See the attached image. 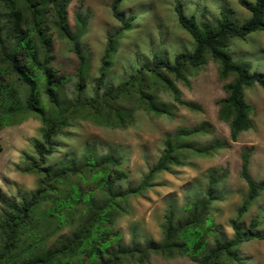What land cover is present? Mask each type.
Masks as SVG:
<instances>
[{
    "label": "trees",
    "instance_id": "1",
    "mask_svg": "<svg viewBox=\"0 0 264 264\" xmlns=\"http://www.w3.org/2000/svg\"><path fill=\"white\" fill-rule=\"evenodd\" d=\"M123 0H112L111 11L120 20L118 7ZM70 0H0V129L18 124V117L35 115L42 126L41 140L33 144L34 156H26L24 173L39 176L37 188L17 199L0 191V264H76L86 258L90 264H120L129 260L145 264L151 254L165 258L188 256L197 264H241L237 247L250 240H263L252 219L244 228L239 217L247 213L264 191V181L249 175L250 151L240 153V177L247 192L232 222L233 236L226 240L214 224L210 206L222 201L217 185L225 174L208 177L203 195L188 202L179 213L171 204L161 223L162 238L140 245L131 238L128 246L120 244V235L112 230L115 219L125 213L126 198L139 195L153 175L170 166H180L190 156L209 157L224 147L218 140L198 144L195 138L210 135L207 123L192 128H178L165 142L156 165L136 188L119 191L114 183L127 175L109 167L120 165V158L100 155L94 146L86 145L80 160L73 158L48 163L58 147L56 137L77 119L112 128H124L132 121V112L122 106L133 94L145 110L156 116L174 117V106L159 102L151 91L159 83L174 102L196 111V104L181 100L175 80L186 82V74L196 70L207 57L220 65L221 80H232L224 86L226 97L219 101L218 120L228 123L230 140L252 126L250 109L244 100L246 87L259 85L264 91V74L250 72L244 63L232 60L230 40L245 39L250 33H264V0L244 3L250 17L239 24L222 11L214 24H199L175 7L177 21L193 41L190 51L180 52L170 62L154 53L149 64L116 86H105V75L111 66L120 31L108 37L101 59L99 77L87 89L89 61L81 46L87 21L79 12L70 27ZM123 30L129 28L124 21ZM52 32L69 44L77 60L73 94L65 93L68 76L53 66ZM112 175V176H111ZM83 182L72 183L71 178ZM93 184L96 189H92ZM98 191V196L94 191ZM79 205V206H78ZM68 227V232H63ZM221 235L209 244V236Z\"/></svg>",
    "mask_w": 264,
    "mask_h": 264
},
{
    "label": "rangeland",
    "instance_id": "2",
    "mask_svg": "<svg viewBox=\"0 0 264 264\" xmlns=\"http://www.w3.org/2000/svg\"><path fill=\"white\" fill-rule=\"evenodd\" d=\"M111 1L70 0L68 6L71 28H74L75 12L87 21L81 46L89 61V91L99 77L106 41L115 32L120 31V37L105 75V86H116L126 80L140 66L149 64L154 53L172 62L178 53L192 49L191 37L177 21L176 6L199 24H214L222 11L241 24L250 17L244 3L255 0H123L118 7L120 20L112 15ZM124 21L129 22L126 30H123ZM52 37V66L68 76L64 90L71 97L77 60L66 40L60 39L55 32H52ZM228 50L234 62L246 64L251 73L264 74L263 32L256 31L245 39L230 40ZM219 71V63L207 57L204 65L186 74V82L170 77L180 91L181 100L196 104V111L174 102L172 95L155 83L151 91L159 102L174 106L173 118L148 112L137 94H133L122 103L132 112V121L126 127L112 128L94 123L91 119H77L56 137L58 147L48 158V163L70 158L80 160L86 145L94 146L100 155L111 153L119 157L120 165L116 168L110 166L109 172L116 169L127 175L125 180L114 183L113 187L121 192L136 188L143 182L160 158L165 142L178 128L207 123L212 133L195 138L196 143L218 140L224 145L209 157L190 155L182 165L170 166L166 171L153 175L141 194L128 196L124 204L125 213L119 215L112 226V230L120 235L123 246H128L131 238L140 245L149 240L159 242L162 238L161 223L168 206L172 204L181 213L188 202L203 195L209 176L222 173L225 178L217 185L222 201L213 203L210 213L222 238L229 240L233 236L232 222L237 218V210L247 192V186L239 175L240 153L245 148L251 154L249 175L257 182L264 181V91L259 85L244 88L243 96L250 109L252 126L242 132L236 142H232L228 123L217 117L219 101L227 96L224 86L232 77L221 80ZM18 122L0 129V191L20 199L37 188L39 176L24 173L21 168L26 163V156H34L33 144L41 140L42 126L33 114L24 120L18 117ZM71 180L72 183L83 184L78 178L72 177ZM92 189H96L94 184ZM94 194L98 196V191L95 190ZM252 219L258 222L257 230L264 233V191L238 222L245 228ZM68 231L69 228L64 227L63 232ZM220 236H209V244ZM237 249L242 258L241 264H264V239L242 242ZM75 263L90 264L84 257L75 260ZM120 264L134 263L124 260ZM145 264L197 263L188 256L165 258L151 254Z\"/></svg>",
    "mask_w": 264,
    "mask_h": 264
}]
</instances>
